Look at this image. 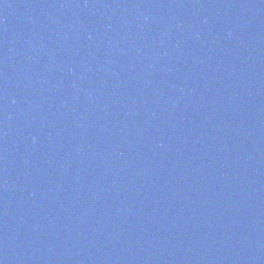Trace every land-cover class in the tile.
<instances>
[{
    "label": "water",
    "instance_id": "95a60500",
    "mask_svg": "<svg viewBox=\"0 0 264 264\" xmlns=\"http://www.w3.org/2000/svg\"><path fill=\"white\" fill-rule=\"evenodd\" d=\"M0 264H264V0H0Z\"/></svg>",
    "mask_w": 264,
    "mask_h": 264
}]
</instances>
